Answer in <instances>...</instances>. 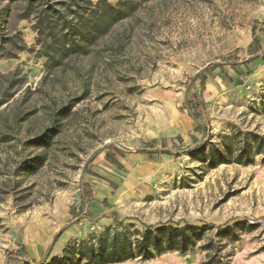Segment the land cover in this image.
<instances>
[{"label": "rangeland", "instance_id": "obj_1", "mask_svg": "<svg viewBox=\"0 0 264 264\" xmlns=\"http://www.w3.org/2000/svg\"><path fill=\"white\" fill-rule=\"evenodd\" d=\"M25 8L0 0V136L13 134L0 140V264L15 238L53 252L107 228L161 223L213 227L186 252L107 264H264V151L235 161L241 144L264 138V61L242 62L262 51L248 48L255 24L264 47V0L143 2L65 72L39 51ZM187 97L203 104L201 127ZM55 100L71 111L43 165L26 171L22 161L42 149L24 141L50 123ZM236 221L246 222L239 240L217 234Z\"/></svg>", "mask_w": 264, "mask_h": 264}, {"label": "trees", "instance_id": "obj_2", "mask_svg": "<svg viewBox=\"0 0 264 264\" xmlns=\"http://www.w3.org/2000/svg\"><path fill=\"white\" fill-rule=\"evenodd\" d=\"M23 1L26 3L25 17L33 16L35 21L34 29L38 32L37 44L41 46L39 51L47 56V62L51 67L61 68L65 72L72 60L89 54L95 45L109 36L119 21L134 15L141 4L149 0H121L116 4L109 0ZM5 9L8 10V8ZM2 11L0 10V21L3 16ZM256 29L257 25L255 24L253 26L254 38L248 48L249 51H252L251 54L254 55L262 51L256 56L243 59L242 62L244 63L255 59L264 61V47L256 35ZM110 47L114 48L113 45ZM234 64H237V62ZM238 71H240L239 74L245 73L242 70ZM233 81L237 82L238 80L234 79ZM185 103L191 116L198 121L197 128L201 127L202 121L199 115L196 114L194 107L202 109V102L198 98L187 97ZM72 105V101L58 104V101L55 100L49 106L50 123L33 137L24 141L26 146L40 148L42 151L25 158L20 167L32 172L43 165L47 158L44 149L51 145L52 139L61 131L62 121L64 117L69 115ZM10 137H13L12 133L8 131L1 132L0 140L8 141ZM181 139L182 136L176 137V140ZM191 139L192 136L189 140ZM254 142V147L249 143H245L236 149L238 151L235 158L236 162L251 163L253 161L251 154L253 148L258 153L264 151V138L255 134ZM205 144L206 142L198 144L195 150L200 151V154H204L203 147ZM151 148L156 149L155 147ZM233 150L232 144L226 143V151L231 154ZM160 152L172 154L167 148H161ZM213 156L223 157V154L219 152V154L214 153ZM224 159L230 161L229 158ZM111 162L120 168L124 167L119 160H111ZM245 224V221H236L233 224L219 227L217 234L219 236L229 235L232 240H239L241 230L246 229ZM212 227L213 225L207 223L202 225L197 223H161L149 225L144 230H132L126 227L121 231H114L107 228L100 234L69 242L60 255L52 256L49 261L48 256H46L40 262L30 263L27 261V264H107L133 258L151 259L165 252H186L197 245L198 241ZM247 227L249 229L254 228L253 225ZM62 231L63 229L58 232L55 239L61 235ZM19 246L21 249H25L24 245ZM203 247L210 249L212 244L206 243ZM14 253L21 257L25 256L20 252V248L15 252H6L8 257Z\"/></svg>", "mask_w": 264, "mask_h": 264}, {"label": "crops", "instance_id": "obj_3", "mask_svg": "<svg viewBox=\"0 0 264 264\" xmlns=\"http://www.w3.org/2000/svg\"><path fill=\"white\" fill-rule=\"evenodd\" d=\"M207 88L208 90L214 89L215 83L214 82L209 83ZM30 244L31 242L28 241L26 242V240L23 241L17 240V238H15L14 241L8 245V248L10 250H13V252H15V250H19V245H24L27 256L21 257L17 253H14L11 259H6L5 264H27V261L30 263L33 262L35 263L36 262L35 260L38 259L37 256H39L40 254H42V256H46L47 254H50V256L60 255L64 248V246L61 243H58L55 246V251L53 252H39V249L42 248V245H39L40 243L34 245L32 249Z\"/></svg>", "mask_w": 264, "mask_h": 264}, {"label": "water", "instance_id": "obj_4", "mask_svg": "<svg viewBox=\"0 0 264 264\" xmlns=\"http://www.w3.org/2000/svg\"><path fill=\"white\" fill-rule=\"evenodd\" d=\"M208 65H206L205 67H207ZM186 94H187V89H186V91H185V93H184V97H186ZM143 148H145V147H140V149H143ZM148 149H152V148H148Z\"/></svg>", "mask_w": 264, "mask_h": 264}]
</instances>
